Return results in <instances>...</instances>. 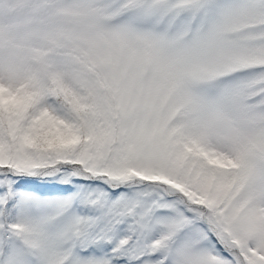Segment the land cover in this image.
Returning <instances> with one entry per match:
<instances>
[{
	"label": "snow or ice",
	"instance_id": "snow-or-ice-1",
	"mask_svg": "<svg viewBox=\"0 0 264 264\" xmlns=\"http://www.w3.org/2000/svg\"><path fill=\"white\" fill-rule=\"evenodd\" d=\"M0 264H264V0H0Z\"/></svg>",
	"mask_w": 264,
	"mask_h": 264
}]
</instances>
